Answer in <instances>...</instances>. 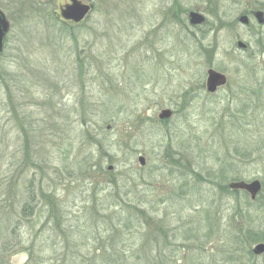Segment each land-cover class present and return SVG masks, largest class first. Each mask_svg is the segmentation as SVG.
<instances>
[{"label": "rangeland", "instance_id": "rangeland-1", "mask_svg": "<svg viewBox=\"0 0 264 264\" xmlns=\"http://www.w3.org/2000/svg\"><path fill=\"white\" fill-rule=\"evenodd\" d=\"M77 1L92 6L79 23L61 17L70 0H0V198L34 189L23 240L44 224V192L84 255L113 242L166 264H264V30L238 22L264 0ZM209 69L227 78L213 94ZM254 180V200L228 188ZM125 219L121 241L106 232Z\"/></svg>", "mask_w": 264, "mask_h": 264}, {"label": "trees", "instance_id": "trees-1", "mask_svg": "<svg viewBox=\"0 0 264 264\" xmlns=\"http://www.w3.org/2000/svg\"><path fill=\"white\" fill-rule=\"evenodd\" d=\"M4 140L5 138L0 136L1 144ZM2 159L3 155L0 154V162ZM5 179L4 177L0 180V189L4 187ZM4 192L5 194L8 193L7 186ZM40 193L41 198L39 201L45 200L49 203L47 204V209H45V215L42 216L44 217V224L31 240L26 242L23 240L24 236L21 228L24 221L32 220L35 216L32 213V206L37 201L34 189L29 188L23 202L19 201L18 204H16L15 200L10 201V204L7 198L3 200L0 198V264H8L11 257L20 252H26L27 254L25 264H166L163 251L158 250L157 247L155 250L157 253L152 258V256H149V248L144 244L136 251H125L123 248L117 247L116 244L114 246L112 242L110 248H104L100 254L97 250L93 253L89 252V256L88 254H81L83 249L80 250L79 246L74 243L72 244V240L68 238V234L72 232V228L64 224L66 221V213L63 211L64 206L59 202L49 201V196L44 192ZM43 206L46 208L45 205ZM120 217L122 218V215ZM39 221L40 217H37L36 223ZM117 223L119 224L115 225V227L118 228L110 226L106 232L109 231L110 235L114 233L115 239L121 241V229H129L131 222L129 219H125L123 222L119 220ZM158 234L162 236L163 232L158 230ZM53 237L55 239L57 237L61 238L62 243L66 241L62 245L65 246L64 249L66 248L62 253H59L56 249ZM45 257L50 258L49 263H45ZM80 257L86 261L79 259Z\"/></svg>", "mask_w": 264, "mask_h": 264}, {"label": "water", "instance_id": "water-1", "mask_svg": "<svg viewBox=\"0 0 264 264\" xmlns=\"http://www.w3.org/2000/svg\"><path fill=\"white\" fill-rule=\"evenodd\" d=\"M71 4L65 7V9L61 13V17L64 20L72 21L74 23H79L82 20H84L89 12L92 9L91 5L81 4L77 0H70ZM188 24L190 26H199L202 25L205 22V17L198 12H189L188 13ZM254 17L259 23H263V13L262 12H255ZM238 22L241 25L247 24V17L246 16H240L238 19ZM10 25L8 20L6 19L5 15L0 10V56L4 49V41L6 38V35L9 31ZM236 47L239 50H244L246 48V45L241 42L237 41ZM227 82V78L225 75L216 72L212 69L207 70L206 72V80H205V89L206 92L209 94H213L216 92V90L220 87H223ZM171 111L170 110H162L161 113L158 115V118L160 120H167L171 117ZM138 162L140 166L144 165V158L139 157ZM111 167H108V170H111ZM228 187L230 190H241L245 191L249 194L250 199L254 200L257 194L260 192L261 184L254 180L252 182L246 183L243 181L239 182H231L228 184ZM252 253L254 255H260L264 253V244L260 243L254 246L252 249Z\"/></svg>", "mask_w": 264, "mask_h": 264}, {"label": "flooded vegetation", "instance_id": "flooded-vegetation-1", "mask_svg": "<svg viewBox=\"0 0 264 264\" xmlns=\"http://www.w3.org/2000/svg\"><path fill=\"white\" fill-rule=\"evenodd\" d=\"M262 12L263 13V16H264V12L263 11H261V10H257V9H253V10H251V11H249V13L248 14H246V15H242V16H246L247 17V24H245V25H242L243 27H245V28H249V26H250V18L256 23V25L258 26V27H260L261 29H263L264 30V22L263 23H259L257 20H256V18L254 17V13L255 12ZM263 20H264V17H263ZM237 43V42H236ZM245 44V43H244ZM246 45V44H245ZM237 48V47H236ZM248 49V46L246 45V48L244 49V50H241L242 52H245L246 50ZM226 84H227V82H226ZM225 84V85H226ZM224 87V86H223ZM219 89V88H218ZM218 89L216 90V91H218Z\"/></svg>", "mask_w": 264, "mask_h": 264}]
</instances>
